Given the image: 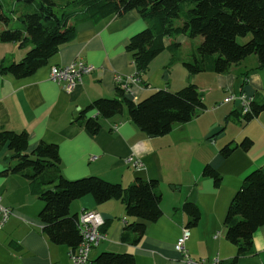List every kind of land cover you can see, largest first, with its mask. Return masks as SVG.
Segmentation results:
<instances>
[{"label":"crops","instance_id":"crops-1","mask_svg":"<svg viewBox=\"0 0 264 264\" xmlns=\"http://www.w3.org/2000/svg\"><path fill=\"white\" fill-rule=\"evenodd\" d=\"M146 28V22L135 13L90 22L80 26L76 37L33 76L18 80L0 75V132L28 133L29 151L40 143L57 145L68 180L99 177L126 187L139 177L160 183L162 217L148 224L137 245L122 241L126 224L134 221L128 218L122 202L98 205L92 196H86L72 203V215L79 218L84 211H96L108 223L105 239L92 250L89 264L104 252L131 254L135 264H188L176 249L185 228L191 234L186 242L191 259L211 263L218 258L220 264H230L238 250L226 239L228 209L244 179L264 166V111L250 122L231 116L240 112L243 97L260 94L264 98V73L256 57H249L227 74L207 72L208 76L202 73L192 78L203 94L206 109L164 137L148 136L126 112L103 120L98 135H91L76 122L94 101L116 97L118 79L131 89L127 95L136 102L157 90L177 92L191 82L183 64L189 60L182 58L171 65L168 53L173 42L183 47L188 42L185 36L166 39L167 49L151 63L148 74L138 75L126 46ZM3 29L1 25L0 31ZM30 48L0 44V64L21 61ZM79 60L95 70L73 91L50 79L53 66ZM230 97L235 100L225 103ZM216 123L226 128L227 136L209 142L206 136ZM246 138L254 142L248 151L239 146ZM231 142L238 146L224 158L221 150ZM11 155L8 146L0 148V203L13 212L0 230V264H75L68 246L53 245L44 234L39 216L45 204L33 194L28 180L17 174L6 175ZM140 164L141 168L137 166ZM206 166L222 176L220 187L203 176ZM185 203H193L201 211L196 226H188L189 217L182 209ZM254 248L255 255L241 257L236 264H264V226L254 234Z\"/></svg>","mask_w":264,"mask_h":264},{"label":"trees","instance_id":"trees-1","mask_svg":"<svg viewBox=\"0 0 264 264\" xmlns=\"http://www.w3.org/2000/svg\"><path fill=\"white\" fill-rule=\"evenodd\" d=\"M0 0V44L32 46L19 62L0 64V75L26 79L40 69L69 44L78 28L90 22H100L111 16L123 17L135 13L147 28L134 35L127 52L132 56L139 76L147 75L151 63L166 49L165 40L185 36L191 40L202 38L200 45H192L190 61H184L189 78L213 72L227 74L248 57L255 56L259 69L264 71V0ZM250 36L241 45L239 38ZM171 65L182 60L181 44L169 47ZM206 109L203 94L194 81L177 91L157 90L146 99L136 102L126 91L117 88L113 99L94 101L76 120L91 135L102 130V121L123 116L127 111L132 122L152 138L170 134L176 125H184ZM264 111V98H251L250 111L243 115L232 113L238 121L250 122ZM91 113H95V115ZM90 115V116H89ZM235 142L221 150L224 158L235 151ZM254 142L248 138L239 145L250 150ZM8 146L12 153L10 167L5 172L26 178L35 196L44 202L40 213L43 232L53 245L68 246L75 252L81 245L79 218L71 214V205L92 196L101 205L117 200L125 205L128 218L122 241L137 245L148 224L157 222L163 214L162 191L156 180L136 178L127 188L99 177L68 180L64 177L60 150L57 145L40 143L29 151L26 132H0V148ZM203 176L212 178L220 187L222 176L206 166ZM183 211L189 217L188 226H196L201 217L199 207L185 203ZM226 239L241 257L256 254L254 234L264 226V166L250 173L232 200L225 218ZM108 223L101 231L106 232ZM92 264H135L131 254L104 252Z\"/></svg>","mask_w":264,"mask_h":264},{"label":"built area","instance_id":"built-area-1","mask_svg":"<svg viewBox=\"0 0 264 264\" xmlns=\"http://www.w3.org/2000/svg\"><path fill=\"white\" fill-rule=\"evenodd\" d=\"M95 68L92 65L86 64L82 61H75L67 66H53L50 71V79L58 84H64L67 91H73L79 84L82 83L85 76L91 75ZM120 87L130 93V88L127 84L120 81ZM233 97L228 98L225 103L234 101ZM251 98L243 97L241 105L243 106V115L250 111ZM92 159H95L93 157ZM139 168L142 165H137ZM13 212L10 208L4 207L0 203V230L3 229L5 223L12 216ZM105 225L104 218L96 211H84L79 217V231L82 237L81 245L75 252L71 253V259L75 264H89L90 254L92 250L97 247L101 241L105 239V235L101 231ZM190 230L185 228L183 235L176 244L178 252L186 257L188 264H220V259L216 258L213 262L208 263L204 259H191L186 250V242L190 238Z\"/></svg>","mask_w":264,"mask_h":264},{"label":"rangeland","instance_id":"rangeland-1","mask_svg":"<svg viewBox=\"0 0 264 264\" xmlns=\"http://www.w3.org/2000/svg\"><path fill=\"white\" fill-rule=\"evenodd\" d=\"M59 1V0H58ZM65 1V0H64ZM68 1V0H67ZM66 1V2H67ZM179 37H181V36H179ZM250 36H248V37H246V38H239L238 39V43L239 44H241V45H245V44H247L249 41H250ZM186 41H188V42H184V44H182V46L183 47H181V55H182V58H184V59H186V60H191V54H192V42H195V43H197L198 45H200L201 44V42H202V38H200V37H198V38H196V39H194V40H189V39H187V38H184ZM178 43V42H177ZM168 53H170L171 54V52H170V50H168ZM251 57V56H250ZM252 57H255V56H252ZM249 58V57H248ZM247 58V59H248ZM262 73H264V71H262ZM206 75L205 76H208L209 74H207V73H205ZM198 76V75H197ZM190 83V82H189ZM181 90V89H180ZM231 106L233 107L234 106V104H231ZM212 108L213 107H211L210 108V110L212 111ZM239 110H240V112L242 113V110H243V107L242 106H240L239 108H238ZM126 113H128L127 111H126ZM128 115V114H127ZM227 125H231V127H235L236 128V125H232V124H227ZM226 136H227V131H226ZM243 142V141H242ZM129 185H127L126 186V188L128 187Z\"/></svg>","mask_w":264,"mask_h":264},{"label":"water","instance_id":"water-1","mask_svg":"<svg viewBox=\"0 0 264 264\" xmlns=\"http://www.w3.org/2000/svg\"><path fill=\"white\" fill-rule=\"evenodd\" d=\"M192 82V79H191ZM240 105V102L237 103V107ZM226 128L222 125L216 123L211 128L209 133L206 136V140L209 142L222 140L226 137Z\"/></svg>","mask_w":264,"mask_h":264}]
</instances>
